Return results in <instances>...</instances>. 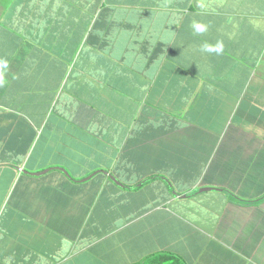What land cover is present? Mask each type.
I'll list each match as a JSON object with an SVG mask.
<instances>
[{"label": "crops", "instance_id": "1", "mask_svg": "<svg viewBox=\"0 0 264 264\" xmlns=\"http://www.w3.org/2000/svg\"><path fill=\"white\" fill-rule=\"evenodd\" d=\"M97 1L0 0V264H264V0Z\"/></svg>", "mask_w": 264, "mask_h": 264}, {"label": "rangeland", "instance_id": "2", "mask_svg": "<svg viewBox=\"0 0 264 264\" xmlns=\"http://www.w3.org/2000/svg\"><path fill=\"white\" fill-rule=\"evenodd\" d=\"M104 0H98L96 2V5L94 7L93 10H89L86 18L91 19L92 17L98 18V24L95 27V30L92 32V28L91 25H88V27H86V29H89V34H91V38L89 40L85 41V47L87 48L88 45H91L92 40H93V36L95 35V33H97V31L99 30H103L104 26H105V22H106V18L109 12V6L107 4H105V2H103ZM39 3L33 5V10L36 8H39ZM58 23V24H54V31L52 33H42L41 38H40V45L42 46V48L49 50L52 49L55 46L56 40H57V36L60 32H62V29L69 25L70 20L68 17L64 18L62 17L59 21H55L53 20L52 23ZM84 27H80L78 29L77 35H76V40L75 43H80L84 34ZM88 37V36H87ZM150 181V180H149ZM147 181V182H149ZM199 193H203V192H199ZM195 197H191V199H194Z\"/></svg>", "mask_w": 264, "mask_h": 264}, {"label": "clouds", "instance_id": "3", "mask_svg": "<svg viewBox=\"0 0 264 264\" xmlns=\"http://www.w3.org/2000/svg\"><path fill=\"white\" fill-rule=\"evenodd\" d=\"M193 28L196 33H203L207 30V26L201 23H194ZM201 50L208 53H215L217 55L221 54L223 52V43L218 41L215 45H209L207 43L203 44L201 46ZM0 64H2L4 67L7 66V61H0ZM3 83L2 78H0V84ZM36 175V174H32ZM7 264V262H5Z\"/></svg>", "mask_w": 264, "mask_h": 264}, {"label": "water", "instance_id": "4", "mask_svg": "<svg viewBox=\"0 0 264 264\" xmlns=\"http://www.w3.org/2000/svg\"><path fill=\"white\" fill-rule=\"evenodd\" d=\"M47 171H44L43 173H46ZM33 176H40L39 174H37V175H33ZM113 183H115V184H117V185H119V183L117 182V181H115V180H111ZM120 186V185H119Z\"/></svg>", "mask_w": 264, "mask_h": 264}]
</instances>
